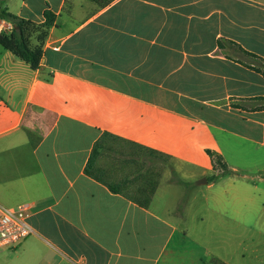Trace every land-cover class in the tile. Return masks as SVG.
Returning a JSON list of instances; mask_svg holds the SVG:
<instances>
[{
    "label": "crops",
    "instance_id": "obj_1",
    "mask_svg": "<svg viewBox=\"0 0 264 264\" xmlns=\"http://www.w3.org/2000/svg\"><path fill=\"white\" fill-rule=\"evenodd\" d=\"M4 7L55 22L39 70L0 46V206L28 205L31 229L0 264H240L241 230L256 252L264 0Z\"/></svg>",
    "mask_w": 264,
    "mask_h": 264
},
{
    "label": "trees",
    "instance_id": "obj_2",
    "mask_svg": "<svg viewBox=\"0 0 264 264\" xmlns=\"http://www.w3.org/2000/svg\"><path fill=\"white\" fill-rule=\"evenodd\" d=\"M99 7H105L115 0H89ZM45 22L36 24L11 14L4 7V0H0V20H5L12 25V31L0 32V46L11 52L16 58L28 64L32 70H39L42 61V47L48 34V29L55 22V16L50 12L44 13ZM264 69V60L262 61ZM259 70V69H258ZM260 71V70H259ZM99 143L93 149L92 158L95 157ZM213 156L212 154H210ZM215 162L223 173H229L218 156H214Z\"/></svg>",
    "mask_w": 264,
    "mask_h": 264
},
{
    "label": "rangeland",
    "instance_id": "obj_3",
    "mask_svg": "<svg viewBox=\"0 0 264 264\" xmlns=\"http://www.w3.org/2000/svg\"><path fill=\"white\" fill-rule=\"evenodd\" d=\"M145 156L148 157L147 154ZM145 166L147 168L152 166L155 167L156 179H159L160 177L162 178L166 173H170V182L171 180L175 183L180 182L178 179V175L175 173V169L177 168V166L175 165V163L168 159L158 156H149V159L147 160V162H145ZM260 187H263V184ZM258 213H264V200L258 203ZM256 224L257 233L255 237H252V239L254 240V244L256 243V252H251V249L253 247L252 243L248 241L246 232L243 230L240 231V236L238 235V239H234V241H231L229 237L225 239V245L232 246V244H234V246L236 245L235 247L239 251L241 250L245 253V258L241 260L240 264H264V220H260L256 222Z\"/></svg>",
    "mask_w": 264,
    "mask_h": 264
},
{
    "label": "built area",
    "instance_id": "obj_4",
    "mask_svg": "<svg viewBox=\"0 0 264 264\" xmlns=\"http://www.w3.org/2000/svg\"><path fill=\"white\" fill-rule=\"evenodd\" d=\"M12 25L0 20V32H11ZM30 207L21 205L14 209L0 206V251L16 248L31 234L27 223Z\"/></svg>",
    "mask_w": 264,
    "mask_h": 264
},
{
    "label": "water",
    "instance_id": "obj_5",
    "mask_svg": "<svg viewBox=\"0 0 264 264\" xmlns=\"http://www.w3.org/2000/svg\"><path fill=\"white\" fill-rule=\"evenodd\" d=\"M198 185H202V184H206L207 183V181H206V179H201V180H199L198 182Z\"/></svg>",
    "mask_w": 264,
    "mask_h": 264
}]
</instances>
